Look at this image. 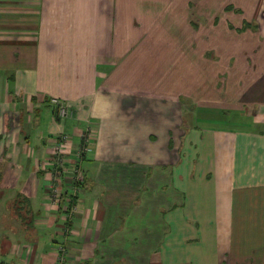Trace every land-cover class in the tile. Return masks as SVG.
Here are the masks:
<instances>
[{
    "label": "crops",
    "instance_id": "0c3cea01",
    "mask_svg": "<svg viewBox=\"0 0 264 264\" xmlns=\"http://www.w3.org/2000/svg\"><path fill=\"white\" fill-rule=\"evenodd\" d=\"M0 224V264H264V0H0Z\"/></svg>",
    "mask_w": 264,
    "mask_h": 264
},
{
    "label": "built area",
    "instance_id": "2783aa9c",
    "mask_svg": "<svg viewBox=\"0 0 264 264\" xmlns=\"http://www.w3.org/2000/svg\"><path fill=\"white\" fill-rule=\"evenodd\" d=\"M51 103L57 107L59 115L62 118H69L73 116V112L70 110L69 106L63 104L58 99H52ZM83 142L78 145L75 151L77 158H81L83 155L91 151L92 135L91 131L81 134ZM69 136L62 135L60 136L52 146V161H53V171L50 177L49 184V195L50 197L58 202L61 201L63 195L61 193L63 190V183L66 182V188L70 189L72 195L66 198L67 206H65V215L67 217H72L73 214L77 211L78 207L74 204L75 196L81 192V185L84 183V172L79 166L77 160L70 161L68 154H73L72 147H69L68 144ZM74 148V147H73ZM69 149V150H68ZM63 194V193H62ZM64 247L60 248V255L55 264L64 263Z\"/></svg>",
    "mask_w": 264,
    "mask_h": 264
},
{
    "label": "rangeland",
    "instance_id": "374dc122",
    "mask_svg": "<svg viewBox=\"0 0 264 264\" xmlns=\"http://www.w3.org/2000/svg\"><path fill=\"white\" fill-rule=\"evenodd\" d=\"M205 58L206 59H204V57L201 58V56H198V62H196V64H194V66H196L195 68L196 69L198 68L200 77H202V75H205L206 74V70H207L206 66L207 65H209L210 67H213V68H218L220 66V59H219V57H212V56L209 57L210 60H213V58L214 59H217V61L216 60L214 61L215 63H212V61H209L208 62V60H207L208 57H205ZM194 66L192 65V66H189V67H193L194 68ZM216 71H219V74H218L219 81L220 82H223L224 76H226L227 74L223 75V72H222L223 70L222 69L215 70L214 73L217 74ZM188 90H189V92H192V90H190L189 88H188ZM204 94L206 95L207 93L204 92ZM199 95H201V94H199ZM183 99H184V101L186 100V102H185L186 104L184 103V123H183L184 124V131H185V128L187 127L188 123L190 121H192V117H193L192 113H194V111H199L201 109V108H199L200 106L202 108H204V106L201 105V104H196V103L189 102L188 101V100H190L189 97H184ZM73 154L75 155L74 152H73ZM70 158H73L74 160L77 159V157H75L76 159L74 157H70ZM84 183H85V181H84ZM84 183H82V185H81V188L82 189L84 188ZM65 189H66V187L63 185V190H65ZM82 189H81V192L83 191ZM66 190H68V188ZM62 193H61V195H63ZM80 193L78 195H80Z\"/></svg>",
    "mask_w": 264,
    "mask_h": 264
},
{
    "label": "trees",
    "instance_id": "16d2710c",
    "mask_svg": "<svg viewBox=\"0 0 264 264\" xmlns=\"http://www.w3.org/2000/svg\"><path fill=\"white\" fill-rule=\"evenodd\" d=\"M52 171H53V170H52ZM63 185L66 187V182H64ZM66 189H67V188H66ZM66 189L63 191V195H72L71 190H70V189L66 190ZM75 200H76V198L74 199V201H75ZM18 203H20L19 205H21V206L24 208V205H23L24 200H19V199H18ZM16 204H17V202H16Z\"/></svg>",
    "mask_w": 264,
    "mask_h": 264
}]
</instances>
